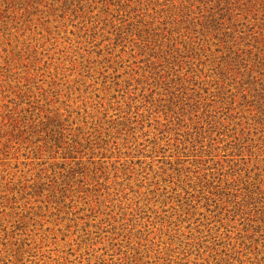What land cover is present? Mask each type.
<instances>
[{
	"label": "rangeland",
	"instance_id": "rangeland-1",
	"mask_svg": "<svg viewBox=\"0 0 264 264\" xmlns=\"http://www.w3.org/2000/svg\"><path fill=\"white\" fill-rule=\"evenodd\" d=\"M0 264H264V0H0Z\"/></svg>",
	"mask_w": 264,
	"mask_h": 264
}]
</instances>
